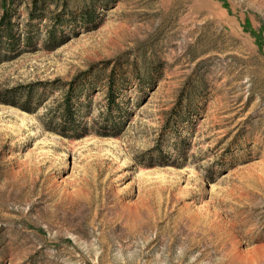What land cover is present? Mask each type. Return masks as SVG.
Listing matches in <instances>:
<instances>
[{
    "label": "rangeland",
    "instance_id": "1",
    "mask_svg": "<svg viewBox=\"0 0 264 264\" xmlns=\"http://www.w3.org/2000/svg\"><path fill=\"white\" fill-rule=\"evenodd\" d=\"M15 2L36 41L0 63V264H264V0ZM92 75L64 137L46 84Z\"/></svg>",
    "mask_w": 264,
    "mask_h": 264
},
{
    "label": "trees",
    "instance_id": "2",
    "mask_svg": "<svg viewBox=\"0 0 264 264\" xmlns=\"http://www.w3.org/2000/svg\"><path fill=\"white\" fill-rule=\"evenodd\" d=\"M51 0H30V8L28 9V16L30 20H45L47 14L45 12L47 5H49ZM16 2L15 0H0V63L7 62L15 59L23 51L20 50V47L23 46L24 50H33L35 48L36 38L24 29L19 34L17 25L13 22V18L16 16V11L14 9ZM48 45L53 47L54 36L51 34V31L48 36ZM95 78L99 81V74H94ZM90 76L85 79H74L67 85L60 83L59 81H54L52 83L46 84L49 89L46 93V97L50 98L55 92L63 91V99L57 104L54 109L57 114H54V118L50 115V120L52 123L58 121L59 126L63 130V136L67 138H78L83 132V128L80 123L81 111L85 110L88 112L90 110L89 99L85 103H80L79 98L82 95V91H85L86 88L90 87V90L93 91L96 89L94 86L93 76ZM115 73H111L107 78V91H106V115L104 117L102 130L104 134L111 135L113 133H105L109 131H119L124 122L128 119V114L123 108L126 106L123 105V102L118 103L120 100V94L117 88L118 80L115 79ZM89 78V79H88ZM122 80V79H121ZM38 85L28 87L22 95L27 101V104H30L34 101L33 93L36 92V87ZM44 86V85H42ZM47 91V89H44ZM44 93V94H45ZM181 101V100H179ZM41 101L37 103L35 108L40 107ZM181 104V102L179 103ZM181 105L174 109L173 118L181 116ZM22 110L31 113L33 110L26 109L25 107H20ZM52 110H50L51 114ZM54 112V113H55ZM33 113V112H32ZM47 114V115H48ZM169 124V123H168ZM177 128V127H175ZM166 130V127H164Z\"/></svg>",
    "mask_w": 264,
    "mask_h": 264
}]
</instances>
